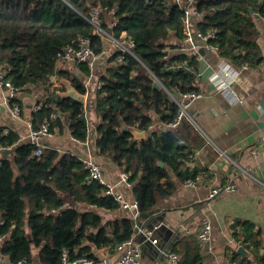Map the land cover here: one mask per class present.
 <instances>
[{
  "label": "trees",
  "instance_id": "obj_1",
  "mask_svg": "<svg viewBox=\"0 0 264 264\" xmlns=\"http://www.w3.org/2000/svg\"><path fill=\"white\" fill-rule=\"evenodd\" d=\"M193 1L203 15L195 28L215 33L210 42L221 57L238 67L260 63L254 17H264V0ZM97 7L109 15L101 29L135 45L134 57L125 54L120 64H114L118 54L103 59L91 95L97 154L110 159L119 173L130 174L137 219L105 220L102 212L116 211L119 205L104 194L102 185L85 181L81 159L49 146L34 156V145L20 141L11 128L0 127V149H10L0 163V236L5 237L0 253L10 264L29 260L33 248L38 249L40 264H63L64 251L69 261L97 260L92 250L115 251L131 237L134 226L154 215L157 203L175 192L173 177L177 175L181 183L190 180L181 172L179 138L182 127L192 126L183 120L169 127L177 111L170 95L197 91L190 70L196 57L179 51L182 11L174 0H0V68L6 72L5 80L20 92L30 87L45 92L38 100L40 109L32 113V130L48 121L50 133L65 128L73 139L84 142L88 127L82 102L65 94L64 86L60 95L52 93L50 77L66 78L73 92L85 94L81 78L55 67L63 47L79 38H89L96 55L107 48L101 33L85 19ZM75 66L83 75L90 72L86 64ZM153 81L163 88H153ZM53 114L56 118L51 120ZM123 127L143 131L147 137L136 141ZM248 242L255 250L260 246L251 231H245L241 244L249 248ZM171 251L177 256L174 264H204L192 236L180 238ZM256 259V264H264V251Z\"/></svg>",
  "mask_w": 264,
  "mask_h": 264
},
{
  "label": "crops",
  "instance_id": "obj_2",
  "mask_svg": "<svg viewBox=\"0 0 264 264\" xmlns=\"http://www.w3.org/2000/svg\"><path fill=\"white\" fill-rule=\"evenodd\" d=\"M254 24L261 57L259 64L238 67L225 61L219 52L203 49V55L195 56L190 66L201 97L188 109L194 124H190L191 130L182 127L179 142L183 149L181 172H186L187 179L194 181L195 187H185L177 175L173 177L177 183L175 192L160 200L154 215L145 222V226L152 223L160 226L153 233L156 244L137 236L142 258L147 264H174L168 258L173 253V245L185 236H192L198 242V222L203 219L211 225L210 242L206 245L198 242L204 264H245V259H256L258 253L263 254L264 155L259 143L264 137V17L255 16ZM187 56L194 57L189 53ZM103 59L96 60L88 75H83L71 63L58 66L57 71L68 72V75L82 80L85 89L82 96L73 92L68 80L61 77L53 78L50 91L60 95L64 86L65 94L79 98L77 100L82 102L87 119V138L79 142L65 128L61 131L54 129L53 137L46 141L45 146L59 153L68 152L79 159L92 158L101 167L103 179L111 184L117 182L119 170L110 159L97 154V118L91 95L96 75L105 64ZM223 61L229 62L237 71L234 79L222 75L220 67ZM45 95L41 87H30L28 91L21 92V119L16 120L10 116L0 91V127L11 128L19 134L20 141H25L30 129L32 106ZM229 179L235 183L234 193L208 198L212 188L224 186ZM117 191L128 201L133 200L130 189L119 186ZM102 216L112 221L129 217V214L117 209L102 212ZM245 231L254 233L255 241L260 242L257 250L251 242H248L249 248L241 244ZM239 247L246 251L242 256L236 253ZM92 253L97 259L112 260L115 257V251L110 253L107 249L92 250ZM25 264H40L38 249H33Z\"/></svg>",
  "mask_w": 264,
  "mask_h": 264
},
{
  "label": "built area",
  "instance_id": "obj_3",
  "mask_svg": "<svg viewBox=\"0 0 264 264\" xmlns=\"http://www.w3.org/2000/svg\"><path fill=\"white\" fill-rule=\"evenodd\" d=\"M174 4L182 11V23H183V37L182 47L179 49L180 52L186 54H193L197 56L199 54V49H210L219 52V48L213 45L210 40L215 39V33L212 31L200 32L195 28V24L199 23L203 19V15L199 13L193 0H174ZM105 12L101 8H94L90 11L88 18H85L87 22L93 25L96 30L101 33L103 39L106 42L107 48L103 50L100 55H96L93 51L91 41L89 38H79L75 42L63 47L62 52L57 60L55 70L57 71L58 66L64 63H71L74 65L86 64L90 70L93 69L96 60L100 57L106 59L117 55L114 64H120L122 62L123 55L128 54L134 57L132 50L134 48V42L131 39H126L120 37L119 39L114 38L110 31H103L100 27V22L102 16ZM170 51H167L169 53ZM226 61V60H225ZM221 73L224 77L228 79H234L237 75V71L230 65V63L221 62ZM6 72L4 69L0 68V91L3 94L4 102L9 108V114L12 118L16 120L21 119V105L18 102L10 103L11 100L20 99V91L14 88L9 81L5 80ZM88 82L85 83V86ZM101 84H96V90L100 89ZM44 97V96H42ZM171 100L175 103L177 107L175 119L169 124V127L174 128L180 125L183 120H186L194 124V120L190 116L188 109L192 103L201 97V94L197 91L187 92L181 94L178 97H173L170 95ZM40 99V98H39ZM38 99V100H39ZM38 100L32 106V113L40 109L41 104ZM20 102V101H19ZM56 115H51V120H54ZM29 132L27 134L26 141L36 147L33 152L34 156H39L41 154L42 148L45 146L47 140L52 138V133H50V122H44L39 130L34 131L31 127V122L28 124ZM151 129V127H149ZM260 146L262 148V153L264 155V137L260 140ZM83 163V168L86 171L85 181L87 183H98L104 187V194L113 197V199L118 203L119 209L121 211H126L133 220L137 219L139 210L137 201H128L117 191L119 186L125 188H130L132 182L130 181V174L126 172H120L118 174V180L116 183H107L103 179V172L101 167L90 157L81 159ZM240 171L247 173L246 171ZM185 187H195V182L192 180H186L183 183ZM236 191L235 183L232 179H229L227 183L222 187L212 188L209 193V199H213L221 193L232 194ZM50 213H55L51 210ZM160 226L148 225L145 223L141 225H136L133 228V233L131 237L119 243L115 247V257L110 260L108 258L102 259H88L86 257H80L73 261L67 259L66 252L62 254L63 264H147L141 254V246L137 241V236H142L145 240L150 241L151 244H156V240L153 239L154 231L158 230ZM4 236H0V244L4 240ZM196 239L200 244H208L211 240V225L207 219H203L198 222V231L196 233ZM169 260L175 263L177 256L174 253L168 255ZM26 260H19L16 264H25ZM0 264H10L8 258L0 253Z\"/></svg>",
  "mask_w": 264,
  "mask_h": 264
},
{
  "label": "water",
  "instance_id": "obj_4",
  "mask_svg": "<svg viewBox=\"0 0 264 264\" xmlns=\"http://www.w3.org/2000/svg\"><path fill=\"white\" fill-rule=\"evenodd\" d=\"M248 13L251 14V10L250 9L248 10ZM109 31H110V29H109ZM203 53H204V50L200 48L199 49V54L203 55ZM52 82H53V77H50V83H52ZM152 86L155 89L163 88L157 81H153ZM45 89H48V87L46 86ZM72 97L75 98V99H79L75 95H72ZM165 128H166L165 126H162L163 130H165ZM126 130H128V129L126 127H123V131H126ZM128 131L131 133V135H132L134 140H136V141L145 140L146 136H145V133L143 131H139V130H136V129H129ZM9 154H10V149H0V163L4 159H6ZM159 165L162 166V163L159 164ZM76 208H78V207H76ZM245 252L246 251L243 249V247H239L237 249V251H236V253L240 254L241 256Z\"/></svg>",
  "mask_w": 264,
  "mask_h": 264
},
{
  "label": "rangeland",
  "instance_id": "obj_5",
  "mask_svg": "<svg viewBox=\"0 0 264 264\" xmlns=\"http://www.w3.org/2000/svg\"><path fill=\"white\" fill-rule=\"evenodd\" d=\"M108 17H109V15L107 13H105V15L102 16L101 22L99 24L101 25V24L106 23L108 21ZM104 44L106 46L105 40H104ZM89 111H90V109H89ZM33 249H35V248H33ZM256 260L257 259H245V264H256Z\"/></svg>",
  "mask_w": 264,
  "mask_h": 264
}]
</instances>
